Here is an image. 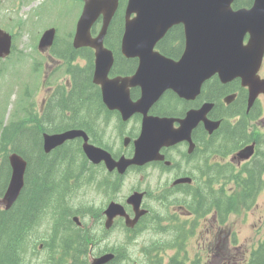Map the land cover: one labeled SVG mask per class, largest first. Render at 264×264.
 <instances>
[{"label": "flooded vegetation", "instance_id": "flooded-vegetation-1", "mask_svg": "<svg viewBox=\"0 0 264 264\" xmlns=\"http://www.w3.org/2000/svg\"><path fill=\"white\" fill-rule=\"evenodd\" d=\"M34 1L0 0V76L9 73L14 77L22 75V2L28 7ZM78 1L84 3L85 0H41L33 13L39 22L32 24L37 25V30L41 28V35L53 29L54 37L49 48L41 51L35 48L28 56L40 59L38 66L43 71H53L69 63L75 68L72 72L74 85L83 91L98 90L100 102L92 115L87 116L82 124L69 121L67 126L56 131L79 128L90 145L109 154L114 162L122 161L125 167L120 173L116 168L108 170L104 162L92 164L85 158L84 182L92 185L95 180L93 189L96 192L99 181L120 185L127 179L119 197L109 199L98 212L99 223L94 232L90 223L82 227L83 235L88 239L89 263L109 253L113 254V261L120 264H129L130 260L144 261L145 264H226L234 260L231 236L216 227L223 223L218 218L220 214L226 218L232 213L231 206L226 203L232 197L221 189V185L216 187L215 184L230 181L235 187L243 183L247 201L251 196L255 198L264 184V169H260L258 161L264 162V54L257 72L261 93L251 105L250 89L241 79L221 80L217 75L206 80L195 96L181 98L166 89L157 99L145 102L146 97L157 89L158 78L155 72L154 83L144 94L138 82L125 84V80L136 74L139 58L121 55L124 17L119 7L108 23L103 41L113 56L104 78L106 90L111 94L122 93L132 100L130 102L140 103L139 111L125 113L122 117L119 111L103 105L100 88L92 84L93 50L73 47L76 25L74 20L70 25L67 23L74 2ZM249 5V0H234L232 8ZM103 20L100 15L92 24L91 38L99 34ZM6 47L8 52L4 54ZM154 47L159 55L178 60L186 48L183 26H172ZM48 76L45 74L46 78ZM143 78L146 83L144 74ZM71 88L69 82L62 88L64 99L73 95L67 94ZM47 92L51 93V90L48 88ZM188 114L191 115L189 120ZM208 124L210 130L206 129ZM168 135L171 136L169 139L161 141ZM137 144L152 157L141 165L127 162L133 157ZM250 145L254 149L253 155L242 159L239 153ZM50 169L45 170L47 178H43L48 182H52ZM192 174L194 178L190 176ZM30 177L37 180L36 184H41L42 177L37 174ZM134 194L140 195L137 210L128 202ZM110 202L119 204L125 216L115 217L108 228L103 212ZM139 212L143 214L130 225ZM207 219H210V228L203 225ZM203 227L210 231L209 239H203ZM203 247L210 261L202 260L198 248Z\"/></svg>", "mask_w": 264, "mask_h": 264}, {"label": "water", "instance_id": "water-1", "mask_svg": "<svg viewBox=\"0 0 264 264\" xmlns=\"http://www.w3.org/2000/svg\"><path fill=\"white\" fill-rule=\"evenodd\" d=\"M234 0H128L126 15L136 13V19L126 22L122 41L125 56L137 55L147 84L152 86L156 72L158 81L154 99L170 89L179 97H192L199 92L202 83L214 74L222 79L237 77L257 93L258 71L264 53V0H253L250 8L231 9ZM116 0H89L84 6L78 25L75 45L82 46L80 36L89 17L101 12L111 15ZM181 24L186 38V48L175 62L152 51L154 45L172 26ZM247 34V43L242 44ZM103 36V31L99 39ZM53 30L41 38L39 48L50 45ZM124 48V49H123ZM96 48L95 79L100 71L105 74L111 55L105 56ZM112 62V57H111ZM152 62L154 68L152 67ZM98 70V71H97ZM208 126V125H207ZM208 130L209 126H208ZM78 131L64 134L43 135V150L49 152L66 139L80 136ZM83 144V151L91 160L100 158L99 151ZM250 154V153H248ZM245 155V156H248ZM11 176L2 198V204L9 208L17 199L22 188L24 161L17 155L9 156ZM109 259H96L91 264H104Z\"/></svg>", "mask_w": 264, "mask_h": 264}, {"label": "trees", "instance_id": "trees-1", "mask_svg": "<svg viewBox=\"0 0 264 264\" xmlns=\"http://www.w3.org/2000/svg\"><path fill=\"white\" fill-rule=\"evenodd\" d=\"M31 122H34V120ZM16 126L20 130H15L11 134L8 129L2 132L1 142L4 145L10 144L13 147V152H17L26 159L28 169L25 183L27 187L21 191L18 199L9 209H0V264H30V261H32V264H46L45 262L41 263L42 260H49V264H86L82 256L85 246H83V239L79 235L78 228L61 214L63 211L59 206H52V201L43 197L32 198L37 180L32 179L30 173L45 172L47 164L43 163L47 158L41 153V138L33 126L27 127L26 145H22V151L17 149L18 142H22L19 133L22 132V125ZM43 131L42 128L41 132ZM34 139L37 142L33 143ZM3 150L5 151L6 148L3 147ZM32 151L37 153L35 160L28 155ZM62 156L64 155L60 157ZM66 158L70 161L74 157ZM61 160L65 159L62 158ZM4 166L5 163L1 170H5ZM8 174L9 170L6 171L0 184V194L6 185ZM239 188L244 195V184L241 183ZM224 217L220 214L221 219H224ZM41 223H46L48 227L47 236L39 240V243H42L45 248L43 255H40V252L36 249L38 243L36 234ZM246 264H264V236L251 251Z\"/></svg>", "mask_w": 264, "mask_h": 264}, {"label": "rangeland", "instance_id": "rangeland-1", "mask_svg": "<svg viewBox=\"0 0 264 264\" xmlns=\"http://www.w3.org/2000/svg\"><path fill=\"white\" fill-rule=\"evenodd\" d=\"M41 0H35L30 6L26 7L25 3L22 2V50H27V52H22V54H31L32 52L29 51L30 47H33L35 44L36 39L38 38L39 32L42 30H37V25L32 24L34 22H39V19L34 15V11L37 10V8L40 6ZM79 3V1H78ZM60 21L55 22L57 24ZM71 24V23H70ZM69 24V25H70ZM53 25V24H51ZM49 25V26H51ZM33 26V27H32ZM37 34V36H35ZM33 60H31L29 57L24 58L22 61V79L20 77L13 76L12 81L10 84L6 83V78H9L10 73L7 75V77H1L0 78V99L4 96L6 93L7 96V104L3 98L0 100V126L9 122L10 115L15 112L14 111V101L17 97H22V103L23 107L22 109L28 108L29 105H39V93H38V87L35 86L34 83L38 81L39 83V77L36 78L37 73L35 71L30 70L29 68H34L32 66ZM25 66V67H24ZM29 67V68H27ZM66 74V72H64ZM6 104V105H5ZM33 107V108H34ZM50 117L52 120H50ZM43 119H45L46 126L52 127L53 119H54V113L48 111L43 114ZM21 139H22V145H26V139H27V132L26 129H22L21 133ZM37 142L36 139H34L33 143ZM19 148V146L17 147ZM33 160L37 157V153L35 151H32L28 154ZM42 157V156H41ZM54 158H58L55 154H53ZM52 153L48 154L49 161H51L55 166H53L50 169V173L52 174L53 178L60 177L61 175H65V170L62 168V166L57 165L58 162H53ZM47 158V159H48ZM43 161V160H42ZM82 158L75 156L72 158L69 162V159H67V162L70 164H79L81 163ZM72 174V172H70ZM38 176L42 178H47V174L45 172H38ZM85 170L83 167H80L76 177L74 178L70 189L68 190V196L66 195V199L63 201V204L66 207H69L71 209H81L83 206V202L81 200H78V202H75L72 198L71 193L73 192V189L77 186L81 185L85 181ZM216 187L221 185V189H225L228 196L233 199L235 204V211H232L231 214H229L225 219H220L223 223H219L220 226H216L217 230H221L223 233H225L227 236H231L230 244L234 247V249L231 250V253L234 255V260L226 263V264H246L249 259L250 252L257 246L259 241L264 236V184L262 185L261 190L256 194L255 199L252 203V205L244 206L238 202V196L241 197L239 189L234 187V184L230 183V181L222 184H215ZM68 197V198H67ZM229 204H232V201L229 202ZM227 210H231V208H224ZM83 211V209H82ZM221 212V211H220ZM80 220L83 222L84 219L80 218ZM207 228L211 227L210 219H207L206 223L203 224ZM200 227L198 228V231H200ZM205 232L202 234L203 239H209L208 235L210 234V231H205V227L202 228V232ZM222 233V234H223ZM48 234V227L46 223H42L41 226L38 228V233L36 234L38 243L39 240L44 239ZM198 248L200 250L199 252L202 255V260L205 261L206 259H209L207 256L205 249ZM44 252L40 253V255H43ZM83 260L85 258L83 257ZM211 258L209 259V261ZM45 262L46 264H49L50 261H41V263ZM129 264H145L144 261H138L133 262V260L128 261ZM30 264H32V261H30Z\"/></svg>", "mask_w": 264, "mask_h": 264}, {"label": "bare ground", "instance_id": "bare-ground-1", "mask_svg": "<svg viewBox=\"0 0 264 264\" xmlns=\"http://www.w3.org/2000/svg\"><path fill=\"white\" fill-rule=\"evenodd\" d=\"M220 137V140L222 139L221 138V136H219ZM218 137V138H219ZM211 144V143H210ZM213 144V143H212ZM218 144V143H217ZM216 145V144H215ZM206 146V145H205ZM209 146V145H208ZM210 147V146H209ZM212 147L214 148L215 146H213L212 145ZM211 147V148H212ZM207 148V147H206ZM212 148V149H213ZM215 148H217V145H216V147ZM212 151V150H211ZM205 152H206V150H205ZM207 152H209V151H207ZM194 174H192V175H190V176H193ZM199 175V174H198ZM200 177V176H199ZM193 178H194V176H193ZM201 178V177H200ZM190 179H191V177H190ZM188 180H189V178H188ZM193 180V179H192ZM199 180H201V179H199ZM198 181V180H197ZM194 182V181H193ZM41 184H35V187H34V193H33V195H32V198H34V199H38L39 197H45L47 194H49L52 190H53V185H52V182H48V181H45L43 178H41V182H40ZM194 183H196V182H194ZM201 183V182H200ZM197 184V183H196ZM199 184V183H198ZM201 185V184H200ZM197 187V186H196ZM81 239H83V246L84 245H86L87 243H88V239L85 237V236H82L81 237ZM110 258H114V256L113 255H104V256H101L100 258H99V260L100 259H110ZM153 264V263H152Z\"/></svg>", "mask_w": 264, "mask_h": 264}]
</instances>
